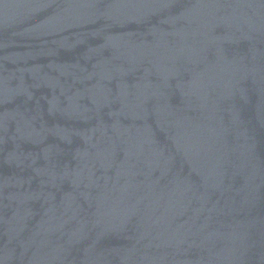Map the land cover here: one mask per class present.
Listing matches in <instances>:
<instances>
[{
	"label": "water",
	"instance_id": "obj_1",
	"mask_svg": "<svg viewBox=\"0 0 264 264\" xmlns=\"http://www.w3.org/2000/svg\"><path fill=\"white\" fill-rule=\"evenodd\" d=\"M0 264H264V0H0Z\"/></svg>",
	"mask_w": 264,
	"mask_h": 264
}]
</instances>
